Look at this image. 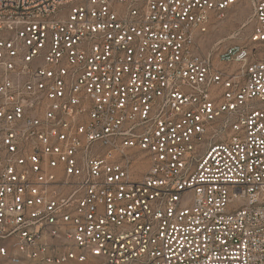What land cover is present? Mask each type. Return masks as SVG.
<instances>
[{
	"label": "built area",
	"instance_id": "2783aa9c",
	"mask_svg": "<svg viewBox=\"0 0 264 264\" xmlns=\"http://www.w3.org/2000/svg\"><path fill=\"white\" fill-rule=\"evenodd\" d=\"M238 2L0 0L1 259L264 264V59L201 45Z\"/></svg>",
	"mask_w": 264,
	"mask_h": 264
},
{
	"label": "rangeland",
	"instance_id": "374dc122",
	"mask_svg": "<svg viewBox=\"0 0 264 264\" xmlns=\"http://www.w3.org/2000/svg\"><path fill=\"white\" fill-rule=\"evenodd\" d=\"M218 20V18H213L209 33L201 42L202 52L205 55L211 54L216 59L218 50L221 51L233 46H247L254 49L260 58L264 59V44H255L252 41L253 21L250 0H239L238 4L226 14L223 20ZM139 173H143V171H139ZM0 264L12 263L0 258ZM68 264L78 263L70 262Z\"/></svg>",
	"mask_w": 264,
	"mask_h": 264
},
{
	"label": "bare ground",
	"instance_id": "6f19581e",
	"mask_svg": "<svg viewBox=\"0 0 264 264\" xmlns=\"http://www.w3.org/2000/svg\"><path fill=\"white\" fill-rule=\"evenodd\" d=\"M219 21V20H218Z\"/></svg>",
	"mask_w": 264,
	"mask_h": 264
}]
</instances>
